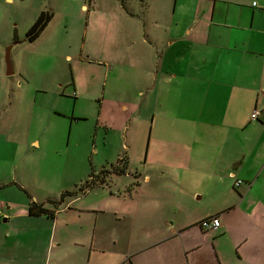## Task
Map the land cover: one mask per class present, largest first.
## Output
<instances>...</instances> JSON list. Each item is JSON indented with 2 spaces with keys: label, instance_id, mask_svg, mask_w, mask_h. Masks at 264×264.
Instances as JSON below:
<instances>
[{
  "label": "crops",
  "instance_id": "obj_1",
  "mask_svg": "<svg viewBox=\"0 0 264 264\" xmlns=\"http://www.w3.org/2000/svg\"><path fill=\"white\" fill-rule=\"evenodd\" d=\"M2 2L14 11L23 0ZM137 4L103 22L107 77L125 74L142 96L99 110L126 140L134 129L112 163L120 176L102 166L100 185L61 198L71 154L55 156L32 128L0 125L25 135L12 145L13 174L0 179V264H264V0H173L163 24L121 22L141 18ZM32 201L52 214H29ZM208 215L217 228L200 225Z\"/></svg>",
  "mask_w": 264,
  "mask_h": 264
},
{
  "label": "rangeland",
  "instance_id": "obj_2",
  "mask_svg": "<svg viewBox=\"0 0 264 264\" xmlns=\"http://www.w3.org/2000/svg\"><path fill=\"white\" fill-rule=\"evenodd\" d=\"M143 1L141 18L120 21L163 24L165 16L169 17L173 0ZM125 2L139 6V0H84L83 9L82 0H23L13 11L0 0V36L5 37L6 29L8 35L18 36V41L12 38L0 46V125L32 128L29 138L35 136L42 146L56 148L55 156L64 157L69 152L71 173L67 178L61 176L60 183L80 194L91 189L87 191L85 181L102 166L111 169L107 177L118 178L120 173L112 171V163L119 162L117 158L123 155L127 144L131 146L129 138L134 129L127 132L126 140L123 131L108 128L98 117L101 103L104 101L105 110L107 99H130L137 103L142 99L130 77L120 74L112 82L106 74L110 48L106 42L108 29L103 22H118L114 15ZM92 6L95 10L88 13ZM42 11L53 14L47 28L33 41L26 40V31L35 17L33 13L38 16ZM138 34L141 35V30ZM8 47H11L12 75H6ZM18 80L20 87L15 86ZM15 92L18 100L11 110L9 100ZM119 115L116 110L109 116L119 119ZM144 124L145 145L149 122L144 120ZM12 131L7 134L9 137L0 134V179L3 180L14 172L11 159L15 138L25 139L23 132L15 137L18 132Z\"/></svg>",
  "mask_w": 264,
  "mask_h": 264
},
{
  "label": "trees",
  "instance_id": "obj_3",
  "mask_svg": "<svg viewBox=\"0 0 264 264\" xmlns=\"http://www.w3.org/2000/svg\"><path fill=\"white\" fill-rule=\"evenodd\" d=\"M52 13L49 11H42L40 12V14L37 16L36 20L33 21V23L31 24V26L28 28L26 35H25V39L28 41H33L34 39H36L39 35H41V33L43 32V30L45 29V27L47 26V24L49 23V21L52 18ZM13 40L14 41H18V38L16 35H13ZM1 111V109H0ZM101 173H104L103 169L100 171ZM118 173V171H115ZM99 174H96L93 172V174L90 175L89 178L86 179L85 181V185L87 188V191L89 188H92L95 185H100V183L103 182V178H98ZM97 181V182H96ZM84 191V189L82 190V192ZM86 193L83 192V194ZM80 193H77L75 191H71V192H63L61 194V198L62 196L65 195H77ZM80 194V195H83ZM43 204H38L35 202H31L30 205L28 206V213L29 214H33V215H39V214H44V213H48V215H51V211H49L47 208L43 207Z\"/></svg>",
  "mask_w": 264,
  "mask_h": 264
},
{
  "label": "built area",
  "instance_id": "obj_4",
  "mask_svg": "<svg viewBox=\"0 0 264 264\" xmlns=\"http://www.w3.org/2000/svg\"><path fill=\"white\" fill-rule=\"evenodd\" d=\"M258 115H259V111L257 109H253L251 113V118L255 120L257 119ZM241 182H243L241 179L234 181V186L236 188L239 187ZM3 207L4 206L0 204V217H1V211L3 210ZM200 225L206 229H215L220 225L219 218L216 215H208L200 221Z\"/></svg>",
  "mask_w": 264,
  "mask_h": 264
},
{
  "label": "water",
  "instance_id": "obj_5",
  "mask_svg": "<svg viewBox=\"0 0 264 264\" xmlns=\"http://www.w3.org/2000/svg\"><path fill=\"white\" fill-rule=\"evenodd\" d=\"M11 47H8V49L5 52V60H6V75H12L13 74V69H12V63L9 58V50Z\"/></svg>",
  "mask_w": 264,
  "mask_h": 264
}]
</instances>
